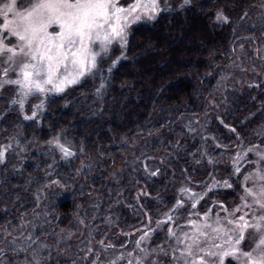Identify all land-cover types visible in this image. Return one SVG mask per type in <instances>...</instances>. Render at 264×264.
<instances>
[{"label":"trees","instance_id":"trees-1","mask_svg":"<svg viewBox=\"0 0 264 264\" xmlns=\"http://www.w3.org/2000/svg\"><path fill=\"white\" fill-rule=\"evenodd\" d=\"M179 5L136 24L126 59L53 96L34 120L0 98V149H7L0 163V262L92 264L100 242L122 245L147 215L155 220L168 211L179 185H205L212 172L227 176L236 137L242 147L252 141L264 76L240 86L223 80L239 57L250 66L264 57V0ZM217 11L228 23L216 22ZM101 76L105 87L97 94ZM57 135L73 156L48 143ZM52 181L64 189L56 196L47 190ZM238 181L210 191L200 209L236 202ZM138 189L144 195L136 200ZM44 193L48 226L36 215ZM17 232L29 237L22 248L9 241ZM154 234L160 241V231Z\"/></svg>","mask_w":264,"mask_h":264},{"label":"snow or ice","instance_id":"snow-or-ice-1","mask_svg":"<svg viewBox=\"0 0 264 264\" xmlns=\"http://www.w3.org/2000/svg\"><path fill=\"white\" fill-rule=\"evenodd\" d=\"M191 4L192 0H183L179 8L185 9ZM167 10V0H164L163 8L161 0H135L127 7L122 6L120 0H33L21 11L17 8L16 0H8L0 5V17L3 18L0 23V63L5 65L0 68V89L6 85L16 86L20 99L13 102L19 103L23 112L29 97L61 93L68 86L77 84L82 77L103 72L100 63L110 58L112 48L118 44L120 55L107 68L111 73L121 59L127 58L125 53L130 26L142 20L154 21ZM215 20L228 23L223 11L216 12ZM54 25L59 31L50 32L49 28ZM10 37H15V43L11 42ZM95 45H98V50L94 48ZM10 73H15L14 79L10 78ZM104 87V77L101 76L97 94ZM43 108L44 100L41 99L39 104L33 105L31 116L24 115L23 118L34 120ZM48 143L58 149L64 158L73 156L71 149L61 143L59 135ZM254 148H249L247 152H253ZM6 151V148L0 149V163L6 162ZM255 156L257 160L251 162L255 164L254 171L244 176V182L253 180V187H245L244 191L264 209V168L261 167L264 152L256 151ZM240 171V167H235V173ZM223 183L232 187L227 180ZM241 199L245 200V197ZM245 207L251 205L246 203ZM246 215L239 216L238 223L229 221V224L236 223V226L227 231L214 229L221 243L213 241L207 246L195 244L197 259L191 260V264H226L228 258H231L228 264H264V215L255 217V223L247 220ZM249 229L255 231L258 239L254 247L244 250L242 242ZM221 231H224L226 239L219 235ZM203 235L207 236V233ZM186 253L191 258L193 247L189 246ZM184 264H188L187 259Z\"/></svg>","mask_w":264,"mask_h":264},{"label":"rangeland","instance_id":"rangeland-1","mask_svg":"<svg viewBox=\"0 0 264 264\" xmlns=\"http://www.w3.org/2000/svg\"><path fill=\"white\" fill-rule=\"evenodd\" d=\"M7 2L8 0H0V5H3ZM32 2L33 0H16L17 8L18 10L22 11ZM134 2L135 0H120L121 5L125 7ZM182 2L183 0H167L169 10L177 4H181ZM163 7L164 0H161V8ZM9 18L11 19V16H9ZM2 22L3 18L0 17V23ZM142 22L148 21L142 20L130 26L127 39H129L132 28L136 24ZM49 31H59V28L54 25L49 28ZM10 40L12 43H15V37H10ZM94 48L98 50V45H95ZM120 52L121 49L119 45H114L110 58L102 61L99 67L103 70H107L109 65L112 64V60L119 56ZM4 66L5 65L0 63V68ZM233 68L235 72H232L230 76L224 78L223 85H226L228 81L234 83L236 82L238 86L252 84L256 81L258 76L261 78L264 76V57L258 58L256 65L253 66H250L248 63L244 62L241 57H239L238 65H235ZM99 73L101 72L97 71L95 75ZM251 75L253 76L251 77ZM10 78L14 79L15 73H10ZM236 78H239L240 80ZM71 86L73 85L68 86L65 88V90ZM61 93L52 92L48 93L46 97L40 95L29 97L28 100L25 101L23 112L20 110L19 103L13 102L20 99V96L17 94L16 86L6 85L3 89H0V98L3 99V103H5L6 106H14V108L23 118L24 115L31 116L33 105L39 104L41 99L44 100L45 107L50 98ZM219 93L220 92H218V94ZM254 131L255 132L252 141L243 147L240 144L239 136L238 138L236 137L235 151L230 158V169L227 176H221L219 173L212 172L210 173L209 177L206 178L208 181L205 185L198 186V184H195L193 187L185 184L179 185L176 188L175 202L168 211H166L162 216L160 215L161 217L156 218L155 220L147 215L145 225L133 232V235H130V237L128 236L122 245L103 246L100 242L99 247H103V251L101 253L98 251L95 252V258L92 264H184L186 259L188 260V264H191V260L197 259L195 244L207 246V244H211L213 241H215V243L222 242L220 239H217V233L214 231V229L220 228L224 231H227L228 229L235 227L236 223H238L239 216L244 215L245 213H247L245 218L250 222L255 223V217L264 215V209H261L259 205L253 201L252 197L245 193V187H253V180L244 182V176L254 171L255 164L251 162L257 160L255 152H264V108L261 114L260 125L258 126L257 130L255 129ZM253 146H255L253 152H247V150ZM238 157L239 159H237ZM237 166L241 169L240 173H235V167ZM245 167L247 169H245ZM261 167L264 168V164H262ZM225 180H227L232 186L233 180H239L238 183L240 185V193L237 201L229 205L222 201H217L216 204L211 203L208 206H206L207 203H204V210L200 209L201 205L199 203L201 199L209 194L210 191L220 188H229L223 183ZM47 187V190H50L49 193L51 194H54L60 190H64L60 183H53V181L50 182ZM138 194L144 195V191L138 189V191L135 192L136 200H138V198H136ZM46 196L44 193L41 196L42 199L37 201L38 209L40 208V210H38V214L36 215H38V218L41 219L46 226H48L50 221L47 220L46 217L50 216L51 213L48 210V207H45L47 203L50 205V202H47L46 200ZM241 197H245V200H242ZM246 203L251 205V207H245ZM40 204L42 205V208L40 207ZM237 208H239L240 211H236ZM229 221H234L236 223L229 224ZM40 225L41 224H39V226ZM157 229L160 231L161 238V240L158 242H156V239L154 238V233ZM224 231H221L219 235L224 236ZM203 233H207V236L203 235ZM6 235L7 233H5L3 237L5 238ZM8 236L10 237L9 241H13L11 245L15 246L16 244L18 248H22V246L27 242L25 240L29 239L27 236L24 237L21 232H17L12 235L8 234ZM224 238L226 239L227 237L224 236ZM257 239L258 236L255 231L253 229H249L246 233L245 241L242 242V248L244 250H250L252 247H254ZM3 245L4 243L2 238L0 239L1 253L5 250L1 249ZM189 246H192L194 249V254L191 258H188L186 253V250ZM198 255H203V253H198ZM9 257L11 258V254ZM230 259L231 258H228L226 260V264H228V260ZM8 260L5 258L4 261L0 262V264H19L18 261L15 263H9ZM26 261V264H36V261L38 260L32 261L28 258ZM40 263L41 262L39 261V264Z\"/></svg>","mask_w":264,"mask_h":264}]
</instances>
